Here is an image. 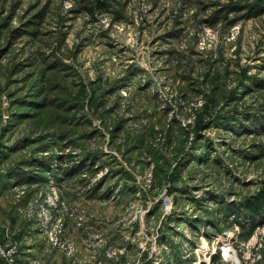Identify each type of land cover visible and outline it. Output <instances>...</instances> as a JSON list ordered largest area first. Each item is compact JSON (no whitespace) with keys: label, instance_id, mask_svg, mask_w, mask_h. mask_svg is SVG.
I'll use <instances>...</instances> for the list:
<instances>
[{"label":"rangeland","instance_id":"1","mask_svg":"<svg viewBox=\"0 0 264 264\" xmlns=\"http://www.w3.org/2000/svg\"><path fill=\"white\" fill-rule=\"evenodd\" d=\"M261 191L264 0H0L12 264H264Z\"/></svg>","mask_w":264,"mask_h":264},{"label":"trees","instance_id":"2","mask_svg":"<svg viewBox=\"0 0 264 264\" xmlns=\"http://www.w3.org/2000/svg\"><path fill=\"white\" fill-rule=\"evenodd\" d=\"M246 208L250 212L252 218L259 213H264V191L259 192L251 200L246 203ZM236 222H238L236 220ZM238 224L242 225L240 222Z\"/></svg>","mask_w":264,"mask_h":264},{"label":"built area","instance_id":"3","mask_svg":"<svg viewBox=\"0 0 264 264\" xmlns=\"http://www.w3.org/2000/svg\"><path fill=\"white\" fill-rule=\"evenodd\" d=\"M230 235L232 236V234H229V235H226V236L228 237ZM227 237H224V238H227ZM231 251H233V250H231L230 245L229 246H224L222 244L221 250H220L221 257H223L224 259L231 258L233 256V254H234V253L232 254ZM12 253H13V251L11 249H4V248L0 247V257L5 258V260L7 261L8 264H12L11 259L9 260V258H8V255L12 254Z\"/></svg>","mask_w":264,"mask_h":264},{"label":"bare ground","instance_id":"4","mask_svg":"<svg viewBox=\"0 0 264 264\" xmlns=\"http://www.w3.org/2000/svg\"><path fill=\"white\" fill-rule=\"evenodd\" d=\"M224 242H226V241H224Z\"/></svg>","mask_w":264,"mask_h":264}]
</instances>
